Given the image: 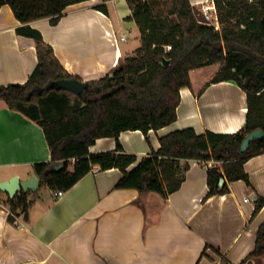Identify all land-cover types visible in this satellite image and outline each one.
<instances>
[{"label":"crops","instance_id":"crops-1","mask_svg":"<svg viewBox=\"0 0 264 264\" xmlns=\"http://www.w3.org/2000/svg\"><path fill=\"white\" fill-rule=\"evenodd\" d=\"M100 1L67 6L55 25L47 18L29 22L52 45L64 68L85 82L111 73L139 46H123L128 41L125 29H138L126 19L131 10L125 0H108L107 13L103 12L114 42L96 36L92 40L93 15L88 9ZM189 1L198 10L214 3ZM80 18L81 25H76ZM19 25L10 6L2 5L0 84L25 82L37 64L35 40L18 33ZM220 67L212 63L190 70L191 86L180 88L172 123L146 134L136 129L97 138L89 152L113 151L119 142L125 152L137 156L130 170L160 147L161 136L174 130L238 131L246 121V92L231 80L211 82ZM50 159L41 125L0 100V181L14 174L20 179L36 175L33 164ZM215 164L220 162L189 159L184 180L167 196L115 187L122 176L117 167L103 170L93 165L61 195L38 176L40 186L26 191L29 204L24 211L13 212L12 221L7 217L10 197L0 191V264H223L224 260L240 264L254 249L257 228L264 221V205L252 216L255 199L264 197V152L244 163L251 185L236 179L229 182V192L205 197L206 167ZM68 170H73V160ZM244 264L252 263L248 259Z\"/></svg>","mask_w":264,"mask_h":264},{"label":"trees","instance_id":"trees-1","mask_svg":"<svg viewBox=\"0 0 264 264\" xmlns=\"http://www.w3.org/2000/svg\"><path fill=\"white\" fill-rule=\"evenodd\" d=\"M81 1L85 0H0V7L8 4L21 22L17 32L35 40L36 67L25 82L0 84V100L43 128L51 159L33 164L36 175L54 190H66L93 165L103 170L117 167L122 176L115 187L167 196L184 180L188 160L196 159L201 164L220 162L206 167L205 197L229 192V182L236 179L251 185L244 163L264 152V136L252 139L244 151L240 145L252 130L264 131V0H213L220 29L205 20L189 0H125L131 10L126 19L139 29V46L111 73L86 81L76 94L79 104L69 109L64 90L55 89L53 83L81 78L64 68L52 45L29 22L47 18L55 25L67 6ZM102 1L93 7L107 13V0ZM212 63L221 67L211 82L231 80L246 92V121L238 131L198 134L192 127L174 130L161 136L160 147L130 170L137 156L125 152L119 142L113 151L89 152L97 138L136 129L146 134L175 121L179 90L191 86L190 70ZM58 163L63 166L56 168ZM27 195L20 190L7 199L10 221L13 212L27 208ZM263 205L264 197L258 196L253 217ZM263 256L264 221L257 228L254 249L240 264L248 259L260 264Z\"/></svg>","mask_w":264,"mask_h":264},{"label":"water","instance_id":"water-1","mask_svg":"<svg viewBox=\"0 0 264 264\" xmlns=\"http://www.w3.org/2000/svg\"><path fill=\"white\" fill-rule=\"evenodd\" d=\"M168 63V60L164 61ZM55 89H63L79 94L86 86V82L76 78L59 79L53 83ZM264 131L261 128H256L249 132L240 145V150L244 151L249 146V143L254 138H262ZM62 163L55 165L56 168H61ZM40 179L33 174L26 179H20L17 174L10 176L7 179L0 181V191L7 193L8 197L13 198L20 190L33 191L40 186ZM223 182V178L221 179Z\"/></svg>","mask_w":264,"mask_h":264},{"label":"bare ground","instance_id":"bare-ground-1","mask_svg":"<svg viewBox=\"0 0 264 264\" xmlns=\"http://www.w3.org/2000/svg\"><path fill=\"white\" fill-rule=\"evenodd\" d=\"M95 1L97 2V0H86L83 2L87 4H93V3H96ZM88 11H90L93 15V18H91V21H89V22H92V26H93L92 33H91V35L93 36L92 40L94 39V36H96L95 38H98L100 41L105 40L108 42H114L113 34H111L109 20L105 16V14H103V12H101L100 10L96 8H92V5L88 9ZM81 20H82L81 18L78 19V22L76 23V25H81ZM62 25L64 27H67L65 23H62ZM90 25L91 23L88 24V26Z\"/></svg>","mask_w":264,"mask_h":264},{"label":"rangeland","instance_id":"rangeland-1","mask_svg":"<svg viewBox=\"0 0 264 264\" xmlns=\"http://www.w3.org/2000/svg\"><path fill=\"white\" fill-rule=\"evenodd\" d=\"M108 1V0H107ZM107 1H105L104 3L105 4H107L106 2ZM115 1H119V0H115ZM96 2V1H95ZM97 2H98V0H97ZM100 3H103V1L101 0L100 1ZM204 6V5H203ZM202 6L200 7V9L199 10H202ZM202 12V11H201ZM111 13H112V16H116V14H115V10L114 9H112L111 8ZM114 16V17H115ZM219 29H220V24H219ZM125 32H126V35H127V37H128V41L126 42V44L124 45L123 44V46L125 47V48H129V47H131L132 45H135L136 44V46L137 45H139L140 44V35H139V31H138V29H130V30H126L125 29ZM118 34V37H120V32H118L117 33ZM122 35V34H121ZM136 35V36H135ZM120 39V38H119ZM120 42H121V40H120ZM133 53V52H132ZM64 94H65V98H66V100H67V103H68V107H69V109H71V108H74V107H76L78 104H79V101H78V99L76 98V94H74L73 92H70V91H68V90H64V92H63ZM251 263L252 264H255V262L253 261V260H251ZM260 264H264V256H263V258L261 259V262H260Z\"/></svg>","mask_w":264,"mask_h":264},{"label":"built area","instance_id":"built-area-1","mask_svg":"<svg viewBox=\"0 0 264 264\" xmlns=\"http://www.w3.org/2000/svg\"><path fill=\"white\" fill-rule=\"evenodd\" d=\"M201 13L203 14L205 20H207L208 22H210L215 29H219V22H218V18H217V13H216V9H215V5L214 3L212 5H206V6H203ZM121 40H124L125 39V35L122 34L120 37H119ZM63 193L62 190H57V194L58 195H61Z\"/></svg>","mask_w":264,"mask_h":264}]
</instances>
